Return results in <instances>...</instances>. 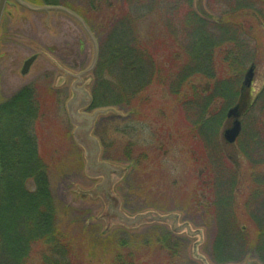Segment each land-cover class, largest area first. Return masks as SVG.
I'll list each match as a JSON object with an SVG mask.
<instances>
[{
  "label": "rangeland",
  "instance_id": "obj_1",
  "mask_svg": "<svg viewBox=\"0 0 264 264\" xmlns=\"http://www.w3.org/2000/svg\"><path fill=\"white\" fill-rule=\"evenodd\" d=\"M231 2L234 0H190L189 7L194 14L203 15L200 19L209 32L208 37L213 38L218 33L214 30V22L227 15L234 5ZM175 3L176 0L97 2V12L89 13L85 19L91 32L94 31L100 67L80 80L92 95L103 80L119 83L129 62L124 55L126 51L122 50L129 51L135 44L144 48L145 60L159 68L152 80L148 76L131 82L130 93L137 90L132 114L128 108L110 107L114 108V115L98 119L94 136L101 143L102 160L126 172L112 188L120 202L121 213L129 219L145 213L159 217L175 215V223L187 225L195 235L189 237L186 232L174 235L170 233L169 224L153 218L144 219L137 226V223L132 227L125 225L117 217L106 215L107 205L99 195H90L101 180L85 175L83 150L76 146L71 136L73 128L68 121L66 104L72 98V84L77 82L74 77L92 65L94 45L79 23L68 15L51 14L47 27L44 15L19 10L16 22L11 23L16 35L7 55L0 61V66L4 67L0 70V105L7 95L20 87H35L31 99L37 119L29 133L37 142L45 167L53 202L54 230L67 242L59 249L58 257L40 250L38 244H31L24 262L3 253L0 264H260L253 244L260 223L252 219V214L264 221V193L253 192V181L259 176L264 178V164H261L264 163V134L251 126L246 125L244 129L243 119L241 135L245 134V141L237 139L233 145L225 143L222 137L226 125L224 116L218 133L209 137V151L201 150L199 138L185 142L184 137L189 136L185 133L188 124L197 126L200 121L211 119L217 111L227 112L230 104L232 107L237 104L244 75L251 65L254 77L247 102L248 106L252 101L258 102L248 110H254L253 118L258 117L261 103L264 104V0H256L262 16L248 22V26L242 24L246 31H241L240 36L243 32L246 34L240 45L232 48L225 44L212 51L211 63L219 80L216 76L209 79L195 74L183 80L180 99L196 98L201 102L209 99L205 113L200 106L193 108L191 118L184 116L185 109H180L170 90L178 84L175 72L180 73L185 68L189 72L188 67L194 68V64L188 65L185 55V50H190V38H193L184 27L188 5L178 0L175 8ZM112 39L117 43L114 49ZM82 40L85 48L80 51V45H84ZM31 55H36L37 59L28 74L22 76V62ZM64 61L76 64L69 68ZM113 62L115 66L107 70ZM218 81L235 83L234 96L214 94ZM142 82L147 87L140 93L138 87ZM97 108H92L91 114ZM250 148L255 149L253 152L260 149L259 153L249 156L247 150ZM216 151H219L218 163ZM222 158L223 164L232 167L236 177L241 179L239 188L233 191L235 213L229 204L219 205L222 198L231 194L230 188L226 190L227 168L219 165ZM219 173L223 174L222 188L218 186L221 181L216 178ZM27 188L35 191L33 180L27 181ZM252 195L254 200L247 206ZM167 235L177 242H170L175 246L174 255L158 244ZM221 235L225 246L216 249L215 243ZM246 238L253 240L251 246L243 243ZM196 243H199L198 259L193 257Z\"/></svg>",
  "mask_w": 264,
  "mask_h": 264
},
{
  "label": "trees",
  "instance_id": "obj_2",
  "mask_svg": "<svg viewBox=\"0 0 264 264\" xmlns=\"http://www.w3.org/2000/svg\"><path fill=\"white\" fill-rule=\"evenodd\" d=\"M152 2L154 3L155 0H152ZM177 2L178 0H176V3ZM176 3L175 8L177 7ZM182 3L184 6L188 5L184 16V27L188 29L187 32L191 33L194 38H190L192 39L189 44L190 50L188 51L186 48H184V50L186 49L185 55L187 56L188 65L194 64V68L188 67L191 69L189 72L186 71L187 68L180 73L175 72L174 75L177 78L178 84H175L170 90L173 96L172 98L178 102L180 109H185L184 116L191 118L194 116L191 114L193 108H199L200 106L205 113V107L207 108L209 105V99L206 101L203 100L204 102L196 98L188 99L185 97L184 99H180L179 97L181 94L179 92L183 80L191 77L192 74L198 76L204 75V77L209 79L215 77L216 75L211 63L212 51H215L217 48L220 49V47L225 44L232 48L240 45L241 38L246 34L243 32L242 37L240 36L241 31H246L245 26L242 27V24L245 25L251 20H257L258 16H262L261 14L263 13L257 9L256 6L258 5H256V0H234V2H231L234 5H232L227 15L221 16L214 22V30L218 31V33L212 38L208 37L209 32L205 29V24L200 19L203 15L198 16L192 12L189 7L190 0H182ZM166 22L169 23L170 21L168 20ZM248 25L249 24H247V26ZM113 36L114 35L111 37ZM198 36L199 39H197ZM113 40L114 39L111 41V45L114 46V49L117 43ZM142 50L144 51V48L136 44L129 51L126 48L122 50L123 52L126 51V54H123L129 62L126 64V68L120 76V80H118L119 83H115V80L108 82L103 80L98 83L93 91L92 108H110L118 105L122 108H128L129 113L132 114L133 108L131 106H134V101H137V96L135 98H133V96L137 94V90L130 93L131 82L136 81L138 77L142 79L148 76V78L152 80L155 74L159 72V68L155 67L153 62L145 60ZM110 56H112V54H110ZM99 59L100 58H98L95 70L100 67ZM225 62L226 59H224V63ZM230 64L233 65L232 63ZM114 66L113 62V64L111 63L106 69H111ZM138 67L141 70L138 71ZM210 68H212V70ZM216 78L218 80L220 79L219 76H216ZM143 84L145 85V82H142L138 87V92L140 93L147 87V84L145 86ZM215 86L217 88H214V94H217V96H234L235 83L225 84V82L218 81ZM98 91H105L108 97L104 96L105 93L99 94ZM27 92L28 91L23 92V95L21 94L15 100L7 104L3 103L0 105V254L7 253L12 259L20 258L21 262L25 261L27 252L29 251L28 248H30L29 245L31 244H38L40 250L46 251L51 254V256L54 253L58 257L60 255L58 253L59 249L67 242L53 227V202L45 175V167L41 161L37 142L35 139H31L29 133L37 117L35 114L36 111L33 110L34 105L30 101ZM262 99L261 95L260 100L262 101ZM103 102L110 103L105 104ZM257 102L255 107L257 106ZM229 106L231 107L232 105L230 104ZM208 113L210 112L208 111ZM225 113V110L217 111L216 114L212 115L213 117L211 119L202 120L197 126H195V124H188V131H185V133H189V136L185 134L184 141L188 142V139L191 140L193 137L194 139L199 138L198 140L200 142L198 144L201 150L209 151L207 145V142H210L209 137L211 135L215 136L218 133L220 120L224 118ZM253 113L254 110L247 113L244 117V129L247 125V127L251 126V129H258L264 134V104L261 103L257 118H253ZM260 116H262V118H260ZM244 136L245 134L240 136L239 142L245 141L243 140ZM247 143L246 145L249 147L250 145ZM253 150L255 149H248L247 154L249 156L252 154L254 155V153L257 155L260 149H257L255 152H253ZM218 156L219 151H216V163H218ZM223 158L222 163L219 162V165H224L227 168L226 170L229 177L227 178L226 190L230 188L231 194L230 196L228 195L226 199L222 198L219 201V205H225V203H227L232 206L234 209L233 212L235 213L234 206L236 205V199L233 191L239 188V180L241 179L236 177L232 167H227V164H223L225 163ZM261 164L264 163L262 162ZM251 166L253 169L254 166ZM217 174L218 171L216 175ZM216 178L221 181L218 182V186L222 188L224 184L222 180L223 174L219 173ZM29 180L34 181L35 191L28 190L27 181ZM253 183V192L258 190L259 195L264 193L263 177L259 176L255 178ZM254 197L255 196L247 201V206L254 200ZM252 215V219L260 223L257 229V238L254 242L251 238H246L242 241L247 245L250 244V246L252 242L255 244L254 248L257 250L256 256L259 263L264 264V221L257 216L254 217V214ZM170 242L172 244H177L173 237L171 238L167 235L162 237L161 241H158V244L161 248L167 249L171 255H174L176 253L174 250L175 246L170 245ZM215 244L217 246L216 249L225 246L222 235Z\"/></svg>",
  "mask_w": 264,
  "mask_h": 264
},
{
  "label": "water",
  "instance_id": "obj_3",
  "mask_svg": "<svg viewBox=\"0 0 264 264\" xmlns=\"http://www.w3.org/2000/svg\"><path fill=\"white\" fill-rule=\"evenodd\" d=\"M5 2L6 0H0V19ZM19 4L34 12H39V13L42 12L48 13L49 11L61 12L73 17L74 19L80 22V24L87 32V34L91 39V42L94 45V60L92 62V65L86 72H82L74 77L77 79V82L73 83L71 87L72 98L66 104V111L70 124L72 127H74L72 138L76 143V145L80 147L84 152L85 175L90 179L93 178L101 179V182L94 187V190L90 193V195L93 197L99 195L107 205L106 215L113 219L117 217L120 221H123V224L125 225H130L132 227L135 223H137L135 225L137 226L138 224H142V222H144L143 221L144 219L150 220L151 218H153L154 220L160 223L169 224L171 226L170 231L174 235L186 232V234L189 237H193L195 233L192 232L187 225L179 226L175 223V219H176L175 215L159 217L158 215L155 214L145 213L136 216L134 219L133 218L129 219L123 213L120 212L119 210L120 202L113 195L112 188L116 183H118L124 178L126 172L125 170L120 169L119 167H116L110 163L100 161V155H101L100 145L98 140L92 136L98 118L102 116H107L109 114H114L115 110L100 109V110H96L92 114H87L82 112V111H86L91 106L92 99L90 94L87 93V91H85L84 89L85 85L81 82L80 78L91 73L95 67L96 59H97L96 42L93 39L88 28L85 26V24L65 9H61L57 7H46V8L35 7L22 1H19ZM35 59L36 57H32L30 60H28L25 63L24 68L21 72L22 75H26L28 73L29 67L34 62ZM252 79H253V68L249 69V71L246 74L245 81L243 83V86L246 89L242 90L238 105L228 111L227 118L228 119L234 118L232 124L227 129H225V133H224L225 140L230 144L234 143L237 136L239 135L240 123L239 120L237 119H239V117L243 115L245 111H247V107H248L247 100L249 97V91L251 88ZM171 220L173 221V223L170 222ZM196 233L199 236L201 235L199 231ZM198 245L199 243H196L193 246L194 247L193 257L196 259L200 258L197 257L198 255L196 252Z\"/></svg>",
  "mask_w": 264,
  "mask_h": 264
},
{
  "label": "flooded vegetation",
  "instance_id": "obj_4",
  "mask_svg": "<svg viewBox=\"0 0 264 264\" xmlns=\"http://www.w3.org/2000/svg\"><path fill=\"white\" fill-rule=\"evenodd\" d=\"M19 1L25 2V3L32 5V6H35V7H55V6H57V7L67 9L69 11H72L77 17H79V19L83 20L87 24L88 21L85 19L86 15H88L89 13H92V15H93L94 13L97 12V10H96V8H97L96 3L97 2L96 1H98V0H96V1H93V0H74L73 3L72 2L67 3L64 0H6L2 15H1V19H0V61H2V59H4L5 56L7 55L8 48L11 45L10 42L13 40V37L16 35L15 34L16 31L13 27H11V23L16 22L17 12H19V10L31 12V11L27 10L26 8H24L23 6H21L19 4ZM88 10H89V12H88ZM82 11H84V12L82 13ZM31 13H34V12H31ZM51 14H53V13L42 14L45 16L44 17V24L47 27L49 25V22L51 21V17H50ZM83 14H85V15H83ZM92 15H91V17H92ZM92 32H94V31H92ZM85 35H86V33H85ZM31 36H33L34 38L37 37L36 34L35 35L31 34ZM83 44H84V41H83ZM83 48H85V44L80 45V51H82ZM33 56H35V55H31V56L27 57L22 62L20 74H21V71H22V68H23L25 62ZM64 62L69 64L67 66L69 68L74 67V65L76 64V62H74V63H71L68 61H64ZM81 63L82 62H79V64H81ZM1 69L4 70V67L0 66V70ZM25 91H28L27 95L30 97V101L32 102L31 95L33 93H35V87L27 85V86L20 87L16 91L7 95V97L4 98L3 103L7 104L8 102L15 100L21 94L23 95V92H25Z\"/></svg>",
  "mask_w": 264,
  "mask_h": 264
}]
</instances>
